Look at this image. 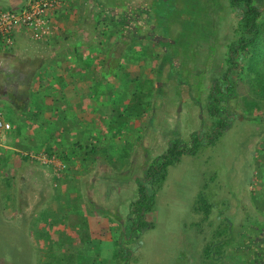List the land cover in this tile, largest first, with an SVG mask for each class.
<instances>
[{
    "label": "rangeland",
    "instance_id": "obj_1",
    "mask_svg": "<svg viewBox=\"0 0 264 264\" xmlns=\"http://www.w3.org/2000/svg\"><path fill=\"white\" fill-rule=\"evenodd\" d=\"M121 2L128 4L124 15L119 13L121 17L126 15L125 26L119 30L123 41L150 36L153 43L160 45L158 57L163 58L159 67L151 71L153 79H142V89L148 92L146 100L149 103L141 122L142 167L146 168L172 139L180 137L188 142L193 131L212 130L215 119L209 110V97L216 85L220 84L224 90L227 88L228 57L232 52L231 46L238 43L241 36L240 17L230 0ZM256 3L263 9L264 21V0H256ZM139 7L142 10L138 11ZM160 14L164 16L160 17ZM89 17L94 16L91 14ZM192 28L194 32L190 31ZM97 30L100 31L98 48L103 53L113 54L95 81L112 83L114 78H118L113 73L114 67H118L119 49L123 43L118 42L108 50L102 42L104 29ZM161 39L172 52H167ZM167 39H170V45ZM167 53H171L172 60L167 58ZM252 53L253 49L249 47L244 57L238 55L241 60L239 67L230 74L236 85V95L227 102L229 112L234 116L232 127L224 131L215 144L202 148L196 155H183L179 163L168 168L166 181L157 195V212L147 214L153 227L140 231L131 243L124 242L133 248L135 264H264V255L255 260L252 254L256 255L264 242V119H253L264 117V97L253 91L248 80L254 75L248 69V58ZM3 64L4 60L0 66ZM10 71L5 72L9 83L13 80ZM121 79L127 82L125 76L121 75ZM94 110L97 124H104L103 131L106 132L109 116H106L105 109L102 113L98 112L100 109ZM132 125L135 128L132 132H136L138 127H134V122ZM110 133L106 132L103 138L92 135L90 149L83 145L81 148L91 153L92 146L96 149L101 147L102 140L108 139ZM61 152L56 150L52 155ZM17 176L19 211L14 220H20L16 226L31 232L29 218L39 215L43 208L41 205H30L34 207L33 211L27 208L26 181L24 177L22 179V171ZM85 182L84 196L92 210L105 217L113 216V213L116 217L126 214L128 219L132 207L130 193H117L118 203L113 204L117 211L112 213L95 207L96 202L90 195L92 189L89 182ZM57 188L53 180L44 188L43 194L55 196ZM30 191L34 192V189ZM60 191L59 188L58 193ZM12 205L16 207V203ZM209 205L211 210L207 216L205 211ZM9 214L8 211L7 218H0V264H46L53 260L62 263L66 252L59 243H55L56 240L49 244L50 237L10 235L17 229H12V224H5V220L11 221ZM103 221L98 226L100 229L106 227V220ZM117 222L118 228L124 227L122 218ZM54 246L62 251L55 250ZM207 247L211 249L210 253L206 252Z\"/></svg>",
    "mask_w": 264,
    "mask_h": 264
},
{
    "label": "crops",
    "instance_id": "obj_2",
    "mask_svg": "<svg viewBox=\"0 0 264 264\" xmlns=\"http://www.w3.org/2000/svg\"><path fill=\"white\" fill-rule=\"evenodd\" d=\"M29 1L0 0V10L21 8ZM127 5L121 0H64L51 13L52 28L45 39L36 40L19 29L14 47L0 49V59L5 64L0 66V114L15 127L14 131L0 132V218H7L9 211L12 222L5 220V224L17 229L10 235L50 237L49 244L56 240L65 252L79 255L83 264H117L115 243L125 228H118L117 221L122 218L126 223L127 219L126 214L114 216L117 208L113 206L118 203V192L130 193L133 204L138 197L136 177L146 169L142 167L141 122L147 109L140 116L128 109L136 86L142 79H153L151 71L159 67L163 58L158 57L160 45L153 43L150 36L123 41L119 30L125 26L126 15L121 17L119 13L124 15ZM91 14L94 19L89 17ZM97 28L104 29L102 42L108 50L123 43L113 73L118 78L112 83L95 81L113 54L98 48ZM7 70H11L10 83ZM94 109H100L99 113L105 109L109 116L106 132L111 133L102 140L101 147L92 146L90 153L81 145L89 147L92 135L103 138L106 133L105 125L97 124ZM133 122L138 127L136 132H132ZM56 150L62 152L55 153L54 161L52 152ZM43 155L51 162L42 161ZM21 171L26 181L27 208H43L39 215L29 218L31 232L16 226L20 220H14L19 211L17 174ZM53 180L61 191L46 197L44 188ZM85 181L90 184L91 200L97 208L110 210L113 216L105 217L92 210L84 196ZM130 212L128 218L132 207ZM156 212L157 208L149 214ZM103 219L106 227L100 229Z\"/></svg>",
    "mask_w": 264,
    "mask_h": 264
},
{
    "label": "trees",
    "instance_id": "obj_3",
    "mask_svg": "<svg viewBox=\"0 0 264 264\" xmlns=\"http://www.w3.org/2000/svg\"><path fill=\"white\" fill-rule=\"evenodd\" d=\"M230 4L240 17L239 31L241 36L238 43L231 46L232 52L228 57L230 67L225 74L227 88L224 90L220 84L216 85L209 97V110L215 119L212 130L210 132L195 130L192 132L190 141L188 142L180 137L172 139L166 150L148 164L142 175L136 177L138 197L132 204V216L127 219L128 224H124L125 228L123 233L119 239L116 240L118 249L117 264H135L133 260L134 250L126 246L124 242L131 243L130 241L136 239L140 231L153 227V224L147 219V214L153 212L157 207V195L166 181L169 166L179 163L185 154L196 155L202 148L215 144L220 135L228 128L232 127L234 116L229 112L227 102L236 95V85L231 80L230 74L233 69L239 67L241 60L238 55L244 57L249 47L253 49V53L248 58V69L250 72L254 73V75L250 76L248 80H250L252 84L253 91L259 97H264L263 9L256 3V0H230ZM180 14L182 15V13ZM162 16L164 15L160 14V17ZM191 19L195 21V19ZM186 27H188V25H186ZM190 31L194 32V29L192 28ZM167 40H169L168 44L170 45V39ZM160 42L166 48L167 52H169L170 48L167 47L164 39H161ZM170 51L172 52V50ZM170 54H168L167 57L172 60ZM147 96L148 92L142 91V82H140L134 89L133 101L128 110L135 112V114L139 116L143 114L149 106L146 100ZM253 119L260 120L264 119V117L257 116ZM95 207H97V204H95ZM101 209L102 207H100V210ZM210 210L211 205H209L205 211L207 216H209ZM262 246L263 247L257 251L256 255L254 252L252 253L255 256V260H259V258L264 255V242ZM210 251L211 249L207 247L206 252L210 253ZM254 256L252 255V257ZM64 257L62 263L53 260L46 264H83L81 257L73 252H66Z\"/></svg>",
    "mask_w": 264,
    "mask_h": 264
},
{
    "label": "built area",
    "instance_id": "obj_4",
    "mask_svg": "<svg viewBox=\"0 0 264 264\" xmlns=\"http://www.w3.org/2000/svg\"><path fill=\"white\" fill-rule=\"evenodd\" d=\"M64 0H30L21 8L0 10V49L10 50L15 45L16 32L23 29L36 40L45 39L51 31V13L58 8ZM3 60L0 59V64ZM13 124L0 114V132L11 130ZM40 159L51 162L47 155ZM54 161L57 159L53 156Z\"/></svg>",
    "mask_w": 264,
    "mask_h": 264
}]
</instances>
